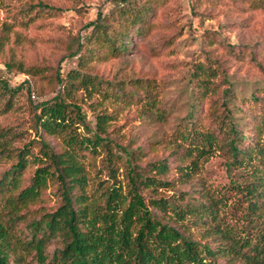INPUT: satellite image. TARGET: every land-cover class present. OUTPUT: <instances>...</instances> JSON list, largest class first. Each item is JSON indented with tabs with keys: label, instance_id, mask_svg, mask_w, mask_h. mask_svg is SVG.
I'll use <instances>...</instances> for the list:
<instances>
[{
	"label": "rangeland",
	"instance_id": "obj_1",
	"mask_svg": "<svg viewBox=\"0 0 264 264\" xmlns=\"http://www.w3.org/2000/svg\"><path fill=\"white\" fill-rule=\"evenodd\" d=\"M32 1L4 0L0 4V37L4 34L2 25L13 24L0 50V79L7 80L10 88L5 90L0 84V142L13 150L26 148L29 160L35 154L41 157L36 106L63 90L62 84L55 81L57 72L64 78L79 68L78 61L84 55L80 57L75 49L77 42L82 44L89 36L86 23L99 12L110 15L115 8L112 0H44L60 11L32 17L25 23L28 18L19 9ZM152 8L146 31L131 36L125 51L111 53L101 48L81 68L97 87L80 86L67 93V100L77 103L84 114V125L74 123L77 131L88 136L96 129V114L110 115L106 127L109 146L120 156L115 157V174L123 186L127 158L149 176L155 171H148V164L165 160L169 170L163 178L172 185L157 195L185 206L206 203L207 192L221 200L215 221L220 228L233 236H253L262 218L257 221L255 215L247 213L248 202L242 192L243 186L262 177L264 196V128L256 130L257 115L264 104V0H155ZM34 14L32 11L31 16ZM9 58L22 60L27 68L36 66L40 72H9L4 66ZM197 66L202 67L204 75H210L214 91H197ZM24 79L29 84L20 86ZM119 86L117 101L104 100L105 90L112 95ZM152 96H157V101L148 106ZM231 122L237 145L251 149V159L238 154L241 161L231 163L229 142L233 134L227 131ZM207 134L212 135L213 142L202 140ZM45 139L55 151L64 149L59 139ZM194 146L204 148V155ZM125 149L133 153L127 156ZM105 150L101 146H96L93 154L80 150L90 176L98 167L100 178L107 177L106 169L101 167ZM194 158L198 168L188 180L181 181L180 168L191 166ZM15 161L13 156L0 159V178ZM32 163L20 172L19 190L28 185L34 169L41 166V162ZM57 187L54 180L47 181L39 199L12 220L0 197V222L15 245L10 255L12 264H35L34 251L23 244L30 238V223L60 205ZM262 200L259 204H263L264 216ZM165 221L181 227L185 235L200 239V230L193 226ZM60 244L56 239L49 241L48 255ZM217 262L226 264V259L219 257ZM231 263L243 261L237 258Z\"/></svg>",
	"mask_w": 264,
	"mask_h": 264
},
{
	"label": "trees",
	"instance_id": "obj_2",
	"mask_svg": "<svg viewBox=\"0 0 264 264\" xmlns=\"http://www.w3.org/2000/svg\"><path fill=\"white\" fill-rule=\"evenodd\" d=\"M112 1L115 8L110 15L99 12L94 20L86 23V28H90L89 36L82 44L77 42L75 49L80 57L84 55L78 61L79 68L71 70L64 78L57 72L55 81L62 84L63 90L36 106L39 110L36 113L35 126L41 141V157L35 154L29 160L26 148L13 150L0 142V159L12 156L16 158L0 178V197L9 210V219L23 215L20 214L23 209L28 211L29 206L46 189L47 181L57 182L60 192V205L51 212H43L30 223V238L24 242L23 247L30 246L34 251L35 264H220L217 262L219 257H224L226 264H232L237 258L243 264H261L264 259L263 204H259L262 199L264 201L262 177L247 183L242 192L248 202L247 213L255 215L257 221L262 218V225L256 228L253 236H233L215 222L220 198H214L206 192V203L183 206L170 202L165 196L157 195L159 190L172 185L163 178L169 170L165 160L149 163L148 171H155V175L149 176L127 158L126 181L123 186L115 174L118 169V159L115 157L120 156H116L109 146L111 140L106 127L111 119L110 115L102 112L96 114V129L88 136L77 131L78 126L74 123L84 125V114L77 103L67 100V93L80 86L90 89L97 87L93 78L81 72V68L101 48H107L111 53L125 51L131 36L146 31L155 0ZM3 2L4 0H0V4ZM32 11H35L33 16ZM57 11H60L59 7L44 0H33L19 9L22 16L28 18L25 23L31 22L32 17L53 15ZM12 26L13 24L2 25L4 34L0 37V50ZM4 66L9 72H40L38 67L27 68L22 60L14 58L4 61ZM204 73L202 67H196L194 85L197 91L207 93L215 86L209 78L210 75ZM25 83L29 84L27 79L20 86ZM0 84L3 89L10 91L7 80L0 79ZM119 89L120 86L112 95L105 90L104 100L117 101ZM16 90L19 88H15ZM156 97L152 96L147 105H155ZM262 100L263 97L259 102ZM257 117L259 120L256 130L260 131L264 128V104L261 105ZM220 126L223 127V122ZM227 131H232L233 134L229 142L233 155L231 163L241 161L237 158L238 154L251 159L252 150H244L237 145L235 125L232 122ZM45 136L59 139L64 149L55 151ZM202 140L211 143L213 137L207 134ZM96 146L105 148L107 152L101 166L107 171L105 179L100 178L98 167L95 174L90 176L80 154V150L93 154ZM194 148L200 155H204V148ZM127 151L125 149L127 156L133 153ZM32 160L34 163L41 162V166L34 169L28 185L19 190L20 172ZM190 164L191 166L180 168L181 181L188 180L198 168L196 158ZM165 220L193 226V229L200 230V239L194 235H185L181 227ZM11 236L0 222V264H12L10 255L15 245ZM53 239L59 240L61 244L49 256L46 247Z\"/></svg>",
	"mask_w": 264,
	"mask_h": 264
}]
</instances>
